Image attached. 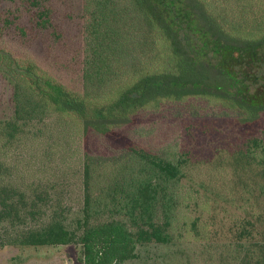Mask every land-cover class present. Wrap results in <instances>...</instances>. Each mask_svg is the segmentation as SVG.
<instances>
[{
    "label": "trees",
    "instance_id": "obj_1",
    "mask_svg": "<svg viewBox=\"0 0 264 264\" xmlns=\"http://www.w3.org/2000/svg\"><path fill=\"white\" fill-rule=\"evenodd\" d=\"M2 8L0 40L28 52L0 46L13 86L0 249L77 245L82 264H128L185 242L179 217L225 211L222 240L198 219L187 231L205 264H264V0Z\"/></svg>",
    "mask_w": 264,
    "mask_h": 264
},
{
    "label": "rangeland",
    "instance_id": "obj_2",
    "mask_svg": "<svg viewBox=\"0 0 264 264\" xmlns=\"http://www.w3.org/2000/svg\"><path fill=\"white\" fill-rule=\"evenodd\" d=\"M74 4L76 10L79 0H70ZM5 9H0V15L4 14ZM58 21L63 26L66 38L74 35L78 30L77 23L66 19ZM76 41L71 38L69 44L74 46ZM13 43V42H12ZM11 42L0 40V46L9 45L16 50L19 49ZM41 55L39 51H36ZM63 75V74H62ZM13 86L11 82L0 73V118H9L13 113L12 106ZM198 210L189 213L190 217H179L177 223L178 231L176 236L185 235V242L175 245L150 244L139 248V258L128 264H205L204 244L195 240L191 230V222L198 219V225L207 228L212 232L215 239H221L227 236L231 218L234 217L230 213L221 212L215 217H209L205 214L203 217H197ZM188 223L187 226L184 223ZM185 227V228H184ZM184 228V230H183ZM183 233V234H182ZM222 240V239H221ZM81 249L77 245L55 246V247H9L0 249V264H82Z\"/></svg>",
    "mask_w": 264,
    "mask_h": 264
}]
</instances>
